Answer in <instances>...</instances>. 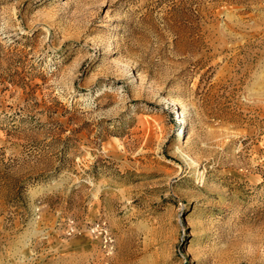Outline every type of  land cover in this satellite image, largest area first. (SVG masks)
<instances>
[{"label": "rangeland", "instance_id": "obj_1", "mask_svg": "<svg viewBox=\"0 0 264 264\" xmlns=\"http://www.w3.org/2000/svg\"><path fill=\"white\" fill-rule=\"evenodd\" d=\"M0 264H264V0H0Z\"/></svg>", "mask_w": 264, "mask_h": 264}]
</instances>
